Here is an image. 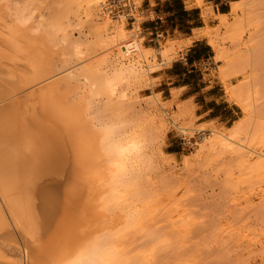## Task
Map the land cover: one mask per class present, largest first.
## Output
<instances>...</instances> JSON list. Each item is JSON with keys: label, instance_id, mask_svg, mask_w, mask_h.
<instances>
[{"label": "rangeland", "instance_id": "rangeland-1", "mask_svg": "<svg viewBox=\"0 0 264 264\" xmlns=\"http://www.w3.org/2000/svg\"><path fill=\"white\" fill-rule=\"evenodd\" d=\"M91 1L0 0L1 8L5 9L0 11L3 20L0 24L10 15H17V18L27 19L26 26L33 29V33L36 31L43 36L44 39L39 37L41 42L50 43L52 50H47V45L46 55L48 51L47 59L50 55V61L56 68L55 74L49 75L51 79H61L69 71L78 78L77 82L72 80V93L67 98L73 101L87 98L90 114L104 123L115 125L123 140L134 143V150L124 162L114 192L109 194L111 202L109 200L108 204V199H105L104 203L110 205L107 214L104 213L107 206L97 203L94 196L98 193L94 194L95 191L82 188L74 192V188L71 190L73 185L69 187L71 191H67V185L73 180L70 181V176H73L68 173L70 170L66 172L69 179L57 174L58 180L54 177L57 183L50 182L54 181L53 178L49 180L55 174L49 175L45 181L50 183L43 182L45 184L42 185L47 187L41 186V193L51 198L44 199V204L53 205L51 209L57 210L58 217L53 215V210L47 211L45 206L47 208L43 210L47 213L42 217L40 237L47 241L45 236L52 231L53 234L56 231V237H60L59 232L64 236L67 232L65 223L70 225V231L78 219L81 222L74 226L72 232L82 223H90L83 228L93 230L89 231L90 234L99 231L96 235L99 246L109 240L115 242L120 255L119 264H264V159H261L264 158V0H223L222 3H226L223 9L228 13L222 17L214 14L215 3L207 0H183L182 4H175L176 0H130L136 19L132 27L130 21H112L102 15L100 4L105 0H98L95 5ZM183 7L185 11H178ZM144 9H148V15L140 14ZM152 10H162L158 15L163 20L164 33L159 43L154 42L148 21L153 15ZM169 10L176 12L168 16L166 11ZM6 14L9 16L3 17ZM169 19L173 21V28L176 27L174 35L169 29L171 24H167ZM102 26L108 27L106 31ZM119 28L127 32L123 41L133 36L139 38L146 51L143 50L144 57L140 59L138 77L113 80L116 90L110 94L99 90L95 79L80 73V70L93 62L101 68L98 76L102 82L104 74L112 76L108 62L102 63L100 58L106 55L111 59L116 52L115 47L110 49L105 42ZM198 37L207 40L211 49L207 55L210 57L182 66L180 60L185 62L184 54L192 38ZM75 45L79 47L75 48ZM165 45L170 47V53L163 56L161 50ZM75 49L85 57L80 59V55L76 56ZM6 53L12 56L9 57L11 62L2 60V63L9 65L10 69L15 66L28 68L25 55L12 50ZM17 59L22 62H17ZM50 77H46L47 81L45 78L41 80L44 83H32L33 88L29 85V90L49 82ZM132 137L146 141L142 154ZM226 137H230L232 145L227 143ZM64 177L65 181H61ZM58 183L62 184L61 193H69L61 196L57 190L55 194L54 190L60 187L55 188ZM58 195V201L67 197L73 201L54 202ZM66 201L72 205L67 206ZM3 203H0L3 217L11 216L12 213L4 209L5 206L3 208ZM80 206L83 211L79 210ZM97 206L105 210L102 212L103 209L99 210ZM90 209L98 211L93 213ZM86 212L90 213L87 217L84 216ZM88 217L91 221L94 217L93 221ZM8 218L9 215L7 220L3 218L5 223L11 220ZM61 218L65 222L63 227ZM68 220L74 222L73 225ZM16 223L13 221L12 226ZM50 224L53 227H49ZM17 225L21 231L22 227ZM54 225H60L66 232L58 226L57 230ZM1 227L0 264H19L17 258L22 264L23 255L9 249L6 242L17 246L23 254V235L27 236L26 231H30L25 229L24 234L19 232L22 234L19 235L17 228L12 227L11 231ZM30 230L31 235L35 233ZM83 231L81 228L77 235L82 239L85 238L82 237ZM7 232L8 235L5 234ZM32 236L25 240H34L36 236ZM161 236L163 242L156 243ZM56 237H46L48 241L52 239L55 248H61L63 241H66L63 247H72L78 241L66 234L62 237L66 239L56 247ZM12 253L18 257L13 259Z\"/></svg>", "mask_w": 264, "mask_h": 264}, {"label": "bare ground", "instance_id": "bare-ground-1", "mask_svg": "<svg viewBox=\"0 0 264 264\" xmlns=\"http://www.w3.org/2000/svg\"><path fill=\"white\" fill-rule=\"evenodd\" d=\"M201 1L202 0H196V2H201ZM91 2L92 4L95 5L98 3V0H92ZM1 7L3 6H0V11L2 9ZM5 13L7 12L5 11ZM9 15L6 14L3 15V17L6 16L8 17ZM11 16L12 15H10V17ZM16 16L14 15L11 18L9 17L7 20L5 18L4 22L0 24V28H1L0 39H2L0 40V46L2 43L0 50L1 52H3V55L0 52V59H1L0 61V199L1 201L3 200L0 203L4 202L2 204L3 208L5 206L4 209L7 208L6 210H9L10 213H12L14 216L13 217L12 214L11 216L10 214H8L9 215L8 219L11 218L12 220V221L9 220L11 226L13 221L14 223H16L15 221H18L16 225L20 224V226L22 227V230L19 231L21 229L20 227H19L20 229H18L15 224H14L15 228L13 227L14 225L12 226L14 229L17 228L18 234L19 232L21 233L23 232V230L27 229L30 231L28 232L25 230L27 232V236L28 234H30L29 237H31L33 234L34 235L36 234L35 235L36 237L33 235L32 237H35L34 240L32 239L28 241L30 238L23 235V237H25L23 239L24 242L22 244L23 254H20V250H18L17 246L14 247V245L11 244L13 247L12 248L9 242L6 243L8 244L7 247L9 249L10 248L11 250L15 249V252L19 253L18 255H23L22 264H64V261L66 259L71 257L82 245L85 244V242L91 240L93 237L96 238L94 243L98 247H100L96 237L99 231L94 229L95 232L90 234L89 229L83 228L90 223L86 225L84 222L85 226L82 223L79 227L80 229L76 228L75 232L78 233H75L74 231L73 233L72 230H75L76 227L75 225L78 226L81 222L77 219L78 221L76 220L74 224L75 227L73 226L72 229L70 228V231H68L69 228L68 226L70 225L64 222L65 225L67 226V232H66V230L64 231L62 228L64 226V223L62 222L63 219L61 218L62 220L60 221L61 223H63L62 227H59L61 224L57 226L59 227V229L61 228L60 230H63L64 233L66 232L64 236H61L60 235L61 232H59L60 237H58V235L56 237L55 234L56 231L54 232L55 235L53 234L52 231V233H50L51 235L48 234L47 236L46 234L45 239H47V241H45L44 238L42 239L40 237L41 236L40 231L41 228L43 229V225L41 224L43 214L47 213L46 210L48 211L50 209L51 212L53 210L52 213L55 212L53 215L55 214L56 216L58 215L57 210L51 209L53 205L51 206L50 204H46V205L44 204L43 201L44 199L47 201L48 199L51 198H48L47 195H45L47 199L45 196H42L43 194L41 193V186L43 187L44 185L42 184H45L43 182H47L48 185L50 182H55L56 180H58L57 174H59V177L65 176L67 178L70 176L68 173H71V175H73L70 176V181L71 179H73L72 184L71 182H69V180L68 182L70 183V185L69 184L67 185L65 183L68 188L67 191H71V190L73 191L74 188L75 189L74 192H79L80 189L86 188L87 190L89 189L90 191L91 190L95 191L93 192L94 194L98 193L97 195L94 196L95 199H97V203L99 204L100 202L104 203L107 201L105 199H108V197H110V195L114 192L115 186L117 185V181L122 174L121 173L122 170L124 169L123 168L124 162L126 159L129 158L130 154L134 150V143L130 141L126 142L125 140H123L118 128L115 125L104 123L105 121L102 122V120H99L97 116L90 114L88 112L89 101L87 98L81 97V99L75 101H73L72 98H70L71 100L68 99L71 95L70 92L72 93V87H71L72 80L77 82L78 78L77 77L74 78L72 71H69L67 74L61 77V79L52 80L51 79L52 77L50 76L52 73L56 72L55 71L56 68L54 67L53 62L50 61L51 60L50 55H49V59H47L48 51L46 55L47 45L49 46L47 50L49 49L52 50L50 43L48 41L41 42L39 37L43 38V36H39V33H37L36 31H34L33 33V29L27 27L28 25L26 26L27 19L25 20L23 17L19 15L21 18H23L22 20L20 18H17ZM217 16L222 17L223 15H217ZM1 21L3 20L0 18V23ZM28 28L29 30H31L30 31L31 33L28 32L29 31ZM101 28L104 31H106L107 29L105 26H102ZM35 33L38 34L37 38H36L37 35ZM126 35L127 32L123 28H119L115 32V35L110 36V38H108L105 42L106 45L110 47V49L115 47V51H116L110 57L111 59H108L106 55H103L100 58V61H103L102 63H105L104 61L108 62L107 66L108 69H110L111 71L112 74L111 77H109L107 74H104L105 77H103L104 79L102 78L103 79L102 82V80H100V76H98V73L101 71V68L99 64H94L93 62L86 64L80 70V73L89 76L91 79H95L94 83L98 86L99 90L101 91L106 90L110 94H114L116 90L115 89L116 83L113 80L120 81L124 78H127V77H120L119 74L122 72L129 73L130 69H128V65H136L138 67L140 64V59L144 57L142 53L143 50L146 51V48H144L141 45L140 41L138 40L139 38L137 39L136 37L133 36L128 38L126 41H123L124 39H126ZM122 41L123 43L119 45ZM43 42H45L46 46L44 45ZM123 46H125V49H123ZM78 47H79L78 45H75V48ZM169 49H170L169 46L167 45L163 46V49L161 50V54L164 56L167 54V52L170 53ZM11 50L12 52L21 53L22 55H25V60L28 63L29 71H27L28 68L25 69L28 73L25 71V69H23L25 66L24 67L21 66V68H19L20 66H18V68H16L17 66H15L14 69H10L9 65L5 64L7 61L11 62L10 61L11 58L9 57H12L11 55H9L10 54L9 52H8L9 54L7 53L5 54V51L11 52ZM74 53H76V56L80 55L78 56L80 59H83L85 57V55H83L81 52H79L76 49L74 50ZM7 55L8 58L6 57ZM162 55L161 57H163ZM22 59L20 60H22L24 63V58ZM2 60L5 63L4 62L2 63ZM17 60L15 61L22 62L19 61V59ZM47 76L48 78L50 77L51 79V80L49 79L50 80L49 82H46L45 84L40 86H38L39 84L37 86L35 85L36 88L29 90L31 89L30 87L33 86L31 85L32 83L34 82L40 83L42 82L41 80H43L44 78L45 81H47L46 80ZM29 85L31 86L28 87ZM67 95L69 96L68 98ZM57 125L60 126L59 130L60 128H62L64 135H62L63 133H61L62 130H60L59 133ZM64 136H66V138H64ZM227 140H229V142L227 143L230 145L231 144L230 137H226V141ZM239 150L241 152V148ZM261 159L264 158L261 157ZM262 163H264V161H262ZM68 170H70V172H68ZM51 174H55V175L49 178V175ZM54 177L55 178L57 177L56 180ZM65 177L62 178L64 180L59 178V181L60 179L61 181H65ZM48 178L49 180L53 178L54 181L50 180V182L48 183V181H45ZM60 184L61 183H58V185L55 188H57ZM47 185L44 186L45 189ZM61 185L59 187L60 189L58 188L54 190V192L56 191L55 194H57L58 192L57 190L60 191L59 194L61 196L65 195V193L68 194L69 192H67L66 190L65 193H61V188H62ZM71 186L72 189L69 188ZM48 188L49 189L51 188L50 185ZM50 190L52 193L53 189ZM93 193L91 192V194ZM87 197L88 196L86 195V198ZM103 197H105L104 198L105 201L103 200ZM59 198H60L59 195L55 197L54 202L58 201ZM66 199L68 201L70 198L68 199L67 197L64 200ZM101 199L103 201H101ZM70 200L73 201L72 199ZM109 200L111 202V199H108L107 202L108 204H109ZM63 201H58V202L63 203ZM67 201L65 202L66 204ZM75 201L76 200H74V202ZM85 202H87L86 199ZM92 202L94 203V201ZM62 203L61 205H63ZM107 203H104L105 207L107 206L106 208L107 210H105L104 207H102L104 206V204H101L102 208L99 206L100 207L99 210L103 209L102 212L105 210L104 212L105 214H107L106 212L108 211V209H110L109 207L110 205H106ZM70 205L67 204V206ZM45 206H47L48 209H46L47 207L45 208ZM81 206L83 205L81 204ZM99 207L97 206V208ZM44 208L46 209L45 211L43 210ZM1 209L2 208L0 206V226L2 225V227H6L11 230L12 227H9L10 225L9 222L8 223L6 222L7 224L4 222L5 220H7L8 215L3 217ZM65 209L67 211H72L70 210V208H68L69 209L68 210L65 207ZM93 209L90 210H92L94 213V211L97 209L95 210ZM79 210H82V207ZM88 213L85 214L84 216L88 215ZM60 216L61 215H59V217ZM88 218L89 221H91L90 220L91 218L90 217ZM79 219L82 218L80 217ZM94 219L97 222L98 217ZM68 222L70 221L68 220ZM96 222L93 224L95 225ZM70 223H72L73 225L74 222H70ZM51 225L52 224H50L49 227H53V225L52 226ZM94 225L90 228L93 229ZM57 226L54 225L56 229ZM81 228L84 229L83 231L84 235H82V237L83 236L85 237V238L83 237L84 239H82L81 236H77L79 232H81ZM30 229H33L35 233L32 232L31 235ZM92 231L93 230H91L90 232ZM0 232H2V230H0ZM69 233H73V235H69ZM88 233L90 235H86ZM5 234L8 235L9 233L7 232ZM52 234L53 236L56 237V241L58 240L57 245L55 244L56 247H58L60 241L66 239V238L63 239L66 234L68 238L70 236L71 239H78V241L80 242L78 243V241L76 240L75 241V243H77L76 245L72 247L70 246L63 247V245H65L66 243V241H63L64 244H62V242L60 244L62 246L61 248L60 246L58 248H55L54 243L52 244L51 242L52 239L48 241L49 237L55 239V237H53ZM14 235L15 234H13V237L14 239H16ZM43 236L44 235H42V237ZM26 238L28 240H25ZM40 240H44V241H40ZM15 243H17V240ZM3 244H5V241ZM14 254L12 253L13 257ZM17 257H14L13 259ZM17 260L18 263L21 264L19 262V258H17ZM13 262L14 260H12V263ZM8 264H11V262ZM13 264H15V262Z\"/></svg>", "mask_w": 264, "mask_h": 264}, {"label": "clouds", "instance_id": "clouds-1", "mask_svg": "<svg viewBox=\"0 0 264 264\" xmlns=\"http://www.w3.org/2000/svg\"><path fill=\"white\" fill-rule=\"evenodd\" d=\"M130 69L129 73L122 72L119 74L120 77H127L131 80H134L139 75V69L136 65H128ZM111 131V130H109ZM132 139L137 144L139 153L142 154L145 147L146 141L142 138ZM95 237L91 240L85 242L71 257L64 261V264H119L120 255L116 251L115 242L109 240L103 246L98 247L94 241ZM163 237H158L156 243H162Z\"/></svg>", "mask_w": 264, "mask_h": 264}, {"label": "built area", "instance_id": "built-area-1", "mask_svg": "<svg viewBox=\"0 0 264 264\" xmlns=\"http://www.w3.org/2000/svg\"><path fill=\"white\" fill-rule=\"evenodd\" d=\"M148 9L141 11V15H148ZM100 12L105 17L112 21H130V25L136 21L134 17V8L130 0H105L100 4ZM152 17L148 19L151 23L155 43H159L163 37L164 30H162V18L158 15L160 12L152 10ZM125 49V46H123ZM132 52V51H131ZM134 52V51H133Z\"/></svg>", "mask_w": 264, "mask_h": 264}, {"label": "crops", "instance_id": "crops-1", "mask_svg": "<svg viewBox=\"0 0 264 264\" xmlns=\"http://www.w3.org/2000/svg\"><path fill=\"white\" fill-rule=\"evenodd\" d=\"M207 2L215 3L214 7L216 9H214V7H213V12L215 15H225L228 13L227 10L223 9L226 6V3H222L223 0H207ZM177 3L182 4L183 0H180V1L176 0L175 4H177ZM169 6H172V4L169 3ZM185 10H186L185 7H183V9H178V11H185ZM174 12H176V11L171 10V12H170V10H169V11H166V14L168 16H173ZM168 23L171 24L169 26V29H170L171 34L174 35V33L176 31V27L173 28V26H172L173 21L171 19H169V22L167 20V24ZM189 37H191V35ZM210 50H211L210 45L208 44L207 40L204 37L192 38L191 43H190L189 47L186 49V52L184 54L185 62L180 60V63L183 66V64H187V63L193 64L195 62H199L200 60H202L206 56L210 57L209 55H207L210 52Z\"/></svg>", "mask_w": 264, "mask_h": 264}]
</instances>
